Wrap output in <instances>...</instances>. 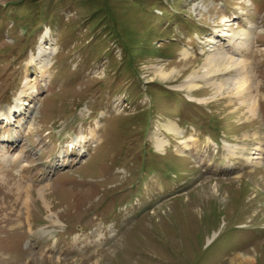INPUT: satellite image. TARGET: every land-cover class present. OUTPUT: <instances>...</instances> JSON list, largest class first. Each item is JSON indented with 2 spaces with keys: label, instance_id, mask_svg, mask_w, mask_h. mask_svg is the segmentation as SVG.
<instances>
[{
  "label": "rangeland",
  "instance_id": "374dc122",
  "mask_svg": "<svg viewBox=\"0 0 264 264\" xmlns=\"http://www.w3.org/2000/svg\"><path fill=\"white\" fill-rule=\"evenodd\" d=\"M16 104L0 264H264V0H0Z\"/></svg>",
  "mask_w": 264,
  "mask_h": 264
},
{
  "label": "bare ground",
  "instance_id": "6f19581e",
  "mask_svg": "<svg viewBox=\"0 0 264 264\" xmlns=\"http://www.w3.org/2000/svg\"><path fill=\"white\" fill-rule=\"evenodd\" d=\"M251 25V24H250ZM44 49H45V47H43V46H40L39 47V50H38V54H37V56L38 55H40L41 53H43V51H44ZM219 59V60H218ZM234 62H237L234 58H233V60L231 59V58H228V57H225V56H209L208 57V62L206 61V62H204V65L206 66V72L205 73H202L201 74V76H205V74L208 72V73H212V72H217L218 70L220 71V70H222V69H225V68H227L229 65H232ZM191 76H189V78H190ZM237 77V73H236V75H235V78ZM232 78H227V81H226V83H227V89L228 88H238V87H241L244 83L243 82H235V84L233 83V82H231V84L232 85H230V84H228V82H230V80H231ZM192 79H188V81L190 82ZM240 80V79H239ZM244 80V79H243ZM193 84V83H192ZM191 84V85H192ZM215 85L218 87V88H220L221 86H222V84L221 83H219V82H216L215 83ZM192 87H194V85L192 86ZM244 87H245V85H244ZM30 88H32V85L29 83V80L26 78V79H24V81H23V83H22V86H21V92L22 93H24V92H27V90H29ZM239 93V92H238ZM241 94V93H240ZM253 97V96H252ZM201 99V98H200ZM249 100H250V98H249ZM248 101V100H247ZM250 105H249V107H250V109H252V110H254V104H256V100H255V98H253V99H251L250 100V103H249ZM21 110H20V106L19 105H15V106H8L7 108H6V110H5V112H3V113H0V117H3V119L5 120V121H10V120H13V117L12 116H14V113L15 112H17V113H19ZM254 112V111H253ZM72 141L73 142H75V141H78L79 143L80 142H82L83 140H82V138L81 137H75V138H73L72 139ZM15 156H18V155H15ZM21 159V158H20ZM18 160V159H17ZM17 160H16V162H17ZM44 187H45V185L44 186H42V187H40L39 188V191H40V193H42L43 194V190H44ZM30 188V187H29ZM44 199H45V197H43ZM26 199H28V201L26 202V209H28V206H30V199H29V195L27 194V198ZM29 210V209H28ZM28 210H27V212H28ZM28 217H29V215H27ZM26 216V217H27ZM28 219V218H27ZM26 219V220H27Z\"/></svg>",
  "mask_w": 264,
  "mask_h": 264
},
{
  "label": "trees",
  "instance_id": "16d2710c",
  "mask_svg": "<svg viewBox=\"0 0 264 264\" xmlns=\"http://www.w3.org/2000/svg\"><path fill=\"white\" fill-rule=\"evenodd\" d=\"M27 3H22L21 5H26ZM12 6V5H11Z\"/></svg>",
  "mask_w": 264,
  "mask_h": 264
}]
</instances>
